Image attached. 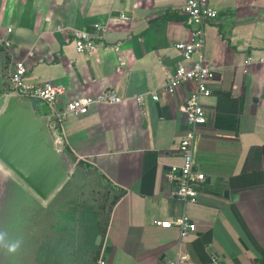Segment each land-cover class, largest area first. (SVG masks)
<instances>
[{
	"label": "crops",
	"instance_id": "obj_1",
	"mask_svg": "<svg viewBox=\"0 0 264 264\" xmlns=\"http://www.w3.org/2000/svg\"><path fill=\"white\" fill-rule=\"evenodd\" d=\"M209 2L218 15L205 23L204 48L192 59L216 74L211 94L200 97L206 122L194 163L206 179L192 203L171 196L163 175L181 164L184 105L195 89L192 82L165 89L182 58L174 43L190 40L185 0H0V39L25 64L26 81L63 85L55 110L106 90L145 97L142 106L129 99L95 103L81 115L61 111L51 123L57 147L76 157L56 192L68 184L70 201H86L93 213L106 206L108 214L96 245L78 252L80 242L71 241L60 264H94L101 247L107 264H167L180 252L189 264H264V0ZM94 23L104 26L102 41L91 54L78 52L71 29L93 31ZM5 68L0 111L9 96ZM182 214L195 231L155 223Z\"/></svg>",
	"mask_w": 264,
	"mask_h": 264
},
{
	"label": "water",
	"instance_id": "obj_2",
	"mask_svg": "<svg viewBox=\"0 0 264 264\" xmlns=\"http://www.w3.org/2000/svg\"><path fill=\"white\" fill-rule=\"evenodd\" d=\"M6 64L0 50V68ZM4 98L0 89V106ZM56 119L48 104L26 96L9 95L0 111V264H60L69 251L70 222L62 215L74 204L68 184L53 198L55 206L18 204L25 187L34 200V195L47 200L70 175L76 157L68 147H57L50 127ZM17 242L19 247L9 251Z\"/></svg>",
	"mask_w": 264,
	"mask_h": 264
},
{
	"label": "built area",
	"instance_id": "obj_3",
	"mask_svg": "<svg viewBox=\"0 0 264 264\" xmlns=\"http://www.w3.org/2000/svg\"><path fill=\"white\" fill-rule=\"evenodd\" d=\"M183 13L186 16V22L190 28V40L177 41L174 48L179 51L181 60H179L172 72L167 75L165 89L172 93L179 85H186L190 82L195 84V89L190 93L185 101V109L188 113L189 131L185 137L178 142V151L181 158V164L170 165L164 171V179L170 186V195L178 197L185 202H197L198 190L204 183L206 176L203 172L195 168L194 151L195 137L198 127L206 122V110L200 103V97L211 94L208 81L211 80L216 71L214 68L202 60H193L192 55L200 52L205 44V23L217 17L218 11L209 2V0H185ZM121 19H128V16L121 13ZM93 31L86 29H71L72 42L78 52L91 54L103 39L104 26L99 23L93 24ZM10 31V29H8ZM9 40L0 39V45L5 53L10 56ZM118 49L117 46L114 47ZM6 64V76L9 79V95L17 97L26 96L48 104L50 109L58 116L62 113H73L81 115L88 112L90 106L95 103H120L126 100H133L142 106L145 103V97L134 95L126 97L112 90H106L96 95H87L82 98L67 100L61 111L54 109L57 100L64 94L63 85L46 82L43 84H32L26 81L27 69L22 61H13L9 57ZM121 62L120 56L118 57ZM121 65L116 70H120ZM148 96L157 100L158 95L149 93ZM156 225L162 227L176 226L181 235H186L195 231L196 224L186 215L182 214L174 220L156 221ZM94 264H107V258L103 247L98 251ZM167 264H189L185 252H180L174 260Z\"/></svg>",
	"mask_w": 264,
	"mask_h": 264
},
{
	"label": "rangeland",
	"instance_id": "obj_4",
	"mask_svg": "<svg viewBox=\"0 0 264 264\" xmlns=\"http://www.w3.org/2000/svg\"><path fill=\"white\" fill-rule=\"evenodd\" d=\"M25 187V186H24ZM26 189V190H25ZM25 189L19 191L18 195V204L20 206H25L30 204L36 207L37 209H41V204L44 202L41 198L34 195L35 200L28 195L29 189L25 187ZM28 189V190H27ZM30 192V191H29ZM57 192H54L53 195H51L46 201L44 206H48L49 204H52V206H55L56 203L53 200ZM43 205V204H42ZM51 206V205H50ZM57 206L59 207L60 204L58 203ZM63 208V207H62ZM101 209V208H100ZM98 210V212L93 213L87 204L86 201L82 203L78 202L77 204L74 203L69 208L66 209L65 212H62V215L64 219L69 220V228L70 231L68 232V240L72 242L79 241L80 247L78 249V252H81L84 248H93L96 244L94 243L95 240H93L94 231L97 230V226L105 225L108 214L105 211ZM106 210V206H105ZM6 218V216H5ZM18 223L22 224V216H19ZM67 239V236L65 240ZM64 241V238H63ZM84 255V254H83Z\"/></svg>",
	"mask_w": 264,
	"mask_h": 264
},
{
	"label": "flooded vegetation",
	"instance_id": "obj_5",
	"mask_svg": "<svg viewBox=\"0 0 264 264\" xmlns=\"http://www.w3.org/2000/svg\"><path fill=\"white\" fill-rule=\"evenodd\" d=\"M90 209L92 210L91 207H90ZM100 210L103 212V211H106L107 208H106V210H105V207H103V208H101ZM96 226H97V230L94 231L95 233H94V235H93V240H95V241H97V240L100 238V236H99V230L101 229V227H99L98 225H96Z\"/></svg>",
	"mask_w": 264,
	"mask_h": 264
},
{
	"label": "clouds",
	"instance_id": "obj_6",
	"mask_svg": "<svg viewBox=\"0 0 264 264\" xmlns=\"http://www.w3.org/2000/svg\"><path fill=\"white\" fill-rule=\"evenodd\" d=\"M19 243L20 242H17V243L10 245L8 250L9 251H15L19 247Z\"/></svg>",
	"mask_w": 264,
	"mask_h": 264
}]
</instances>
